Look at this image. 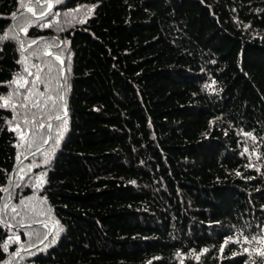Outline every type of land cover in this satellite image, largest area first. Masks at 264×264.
<instances>
[{
    "label": "trees",
    "instance_id": "16d2710c",
    "mask_svg": "<svg viewBox=\"0 0 264 264\" xmlns=\"http://www.w3.org/2000/svg\"><path fill=\"white\" fill-rule=\"evenodd\" d=\"M20 251L264 264V0H0V264Z\"/></svg>",
    "mask_w": 264,
    "mask_h": 264
},
{
    "label": "water",
    "instance_id": "95a60500",
    "mask_svg": "<svg viewBox=\"0 0 264 264\" xmlns=\"http://www.w3.org/2000/svg\"><path fill=\"white\" fill-rule=\"evenodd\" d=\"M16 16H18V14L16 15ZM63 76H64V69H63V71H62V84H63ZM67 114H65V115H63V116H61V117H64V116H66ZM53 122V121H52ZM49 140H50V137H49ZM47 145V144H46ZM45 145V146H46ZM44 148V147H43ZM30 155H27V156H25L23 159H21V161L18 163V165H20L21 163H23L28 157H29ZM22 252H19V253H17L16 254V256H15V258H14V260L12 261V263L11 264H13V262L15 261V259H17L18 258V256L21 254Z\"/></svg>",
    "mask_w": 264,
    "mask_h": 264
},
{
    "label": "snow or ice",
    "instance_id": "6c2138e0",
    "mask_svg": "<svg viewBox=\"0 0 264 264\" xmlns=\"http://www.w3.org/2000/svg\"><path fill=\"white\" fill-rule=\"evenodd\" d=\"M26 70H27V69H26ZM20 87H23V85L21 84ZM7 105H8V102L5 101V105H4V106H7ZM13 107H14V105H13ZM21 138H23V137H21Z\"/></svg>",
    "mask_w": 264,
    "mask_h": 264
},
{
    "label": "rangeland",
    "instance_id": "374dc122",
    "mask_svg": "<svg viewBox=\"0 0 264 264\" xmlns=\"http://www.w3.org/2000/svg\"><path fill=\"white\" fill-rule=\"evenodd\" d=\"M39 2L42 3V0H39ZM48 142H49V141H48ZM52 230H53V229H52ZM20 252H22V251H20ZM19 256H20V255H19ZM19 256H18V257H19ZM15 260H16V259H15ZM13 263H14V262H13Z\"/></svg>",
    "mask_w": 264,
    "mask_h": 264
}]
</instances>
